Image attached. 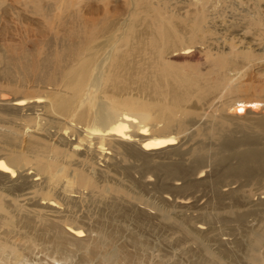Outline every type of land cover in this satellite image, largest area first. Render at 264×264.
<instances>
[{"label": "bare ground", "instance_id": "bare-ground-1", "mask_svg": "<svg viewBox=\"0 0 264 264\" xmlns=\"http://www.w3.org/2000/svg\"><path fill=\"white\" fill-rule=\"evenodd\" d=\"M141 1L144 13L156 5L166 14L173 12V7L168 11L164 0H127L131 5L127 11L113 9L114 14L125 15L126 19L116 18L95 31L78 35V41L64 37L56 52L43 51L42 58L33 64L32 79L45 85V94L32 101L17 93L12 107L14 114L35 106L42 107L45 114H21L16 116L21 121L15 124L16 121L1 118V114H11L8 106L0 107V229L4 228L0 231V264H28L31 260L27 257L33 253L30 250H37L36 247L54 262H68L81 251L80 263L76 264H96L95 260L99 264H146L140 252L177 232L182 234L177 242L201 245L206 253L198 252V257L196 249L191 247L193 252L189 247L188 251L197 257L190 258V264H228V260L240 262L243 258L248 264H264V209L243 208L250 204L243 188L251 182L264 184V111L249 120L245 126L249 132L242 135L237 132L244 131V126L229 128L227 122L233 119L225 116L211 128L203 127L201 116L207 114V105L218 96L219 81H224L223 91L237 95L240 101L250 96L244 89L246 83L238 77L240 73H232L235 79L226 74L215 84L193 73L178 74L169 67L157 78L153 69L162 65L158 60L161 36L149 26V21L141 30L134 24L138 19H131L138 13L135 5ZM194 1L201 5L212 0ZM63 3L49 2L43 8L44 16L53 20L64 16ZM253 21L264 24L263 13L259 11L251 18ZM175 28L163 35L167 54L176 51L171 50L174 39L184 33L182 27ZM103 33L107 37L99 40ZM191 47L175 52L173 58L187 60ZM154 50L155 65L152 71L145 72L142 65L151 67ZM251 53L244 52L243 64L255 60ZM20 56L15 59L16 64L21 63ZM228 58V68H239L238 59ZM0 62L14 63L2 53ZM25 87L24 84L20 89ZM8 99L7 94H1V102ZM238 99L229 106L240 113L243 110L238 108ZM195 126L197 130L191 132ZM196 136L200 140L184 149V144ZM211 138L218 141L215 147L207 144ZM22 169H33L32 175H23ZM237 183L238 187H232ZM223 187H229L227 192H223ZM201 188L215 194L214 206L211 200L203 206L198 204ZM6 197L17 204L31 203L13 210ZM228 198L230 202L226 201ZM251 214L258 221L250 224L247 218ZM216 220L224 226L238 221L247 227L243 237L249 245L244 256L223 247L229 242H217L218 249L209 244L219 241V234L213 232ZM200 225L207 230H201ZM245 238L236 239L238 247ZM27 249L30 255H26ZM144 254L145 258L149 256ZM156 259L152 264H164Z\"/></svg>", "mask_w": 264, "mask_h": 264}, {"label": "rangeland", "instance_id": "rangeland-1", "mask_svg": "<svg viewBox=\"0 0 264 264\" xmlns=\"http://www.w3.org/2000/svg\"><path fill=\"white\" fill-rule=\"evenodd\" d=\"M168 1L169 0H164L163 3L164 2L167 3L169 12L173 10L172 14H174V16H172V14L170 13L166 14V11L160 10V7L158 5L154 6L152 10L149 11L148 13H144L145 5L142 1H141L142 4L137 3V5H135V8L138 10V13L135 15H132L131 19L133 18H134L133 20L138 19L134 23V24H137L136 28L139 25L141 27L139 29L142 30L144 27H146L147 21H149L151 23L149 26L161 36L160 43H159L161 47L159 49L158 60L162 61V65L160 64L155 65V62H156L155 56L157 55V53L155 54V50H154V53H153L154 63L151 65V67H148L147 65H142L143 70L145 72H150L152 71V67L155 65L153 69V74L157 75V78H158L160 73L164 74L162 70L166 67H169L170 70L171 69L175 70L178 74L193 73L195 74V76L201 77L203 81L211 80V82L215 84L217 83L218 80L223 79L224 75L226 74H227L226 76H230V74L232 75V73L233 75L234 73H240L238 77L241 78L243 83H246L244 89L246 91L248 90V92L250 93V96L245 97L244 101L243 99L242 101H240L241 98L238 97L237 95L235 94L228 95L226 89H224L223 91L224 81H219L220 87H219L218 92L216 93L218 96L213 98L209 102V104L207 105L208 110H205V113L207 112V114H203L201 116L203 118L200 121V123L202 124L203 127L210 126L209 128H211L215 122L219 121V119L221 120V118L225 116L229 118L230 120L233 119L232 121L227 122V126L229 128L243 129V126H244L245 132L243 130L238 131L237 132L238 135L248 133L249 130L245 126H247V123L249 122V120H252V119H255L261 116L263 113L262 111H264V24L260 25L259 23H257V21L250 22L251 18L257 15L259 11L262 12L264 15V0H212L214 2L204 1L201 5L196 3V1L194 0H171L169 2ZM49 2H61V3L64 2L63 6L65 8V13H64V16L58 17L60 20L58 18L53 20L51 16L50 17L44 16L43 13H45V11L43 10V8L47 7L49 5ZM193 3L194 4L196 3V6ZM130 6L131 5L127 4V0H105V1L104 0H60V1L58 0H0V28L3 30L2 31L0 29V54L2 53L7 59H13L14 61L12 65L8 63V65L10 66L6 65L3 62H0V96L1 94H7V96L9 97V99L6 102L0 101V107L1 106L4 107V105L8 106L6 107L8 108V113H11V114H1V118L5 120L11 119L14 122L16 121L15 124L16 123L18 124L21 120L17 118L21 117L19 116L21 114L22 115H27L31 113L45 114L43 108L37 107V106H35L36 108L34 107L35 109L31 107H27L19 114H14V108L12 107V103L14 102L13 99L17 97L18 94L27 96V97L29 96L28 99L32 101L38 95L45 94V91H46V88H44L45 85L42 83H38L32 79L33 64H37L38 59L42 58L43 51L45 52L48 50H53V52H56V49L57 50L59 49V42L63 41L64 37L67 39V41L69 40L78 41L79 40L77 38L78 35H83L85 32L88 33V32L95 31L97 28L106 25L107 22L109 23L111 20H114L116 18L126 19L125 15H122L121 17L120 13L114 14L113 12L115 10L116 11L121 10V12L125 10L127 11V9H129ZM172 7L173 9H171ZM40 9L42 13L40 12ZM177 13H178V17H176ZM19 15L21 16V18ZM166 17L167 19H165ZM69 20L72 23H70ZM143 21H146V22L142 24ZM62 23H64L65 25H63ZM60 25L62 28L60 27ZM182 25H185V26H182ZM68 26L69 27L74 26V27L69 28ZM175 26L176 28L182 27V31L184 33H181L179 36H176V38L174 39L175 45L173 46L171 50L175 49L176 50L175 52H177L186 46H192L189 51H192L191 55L193 57L190 55V57H188L187 60L174 59L173 55L175 52L173 54H167L165 51V47H166L165 41L166 40L163 37L164 32L165 31L172 32ZM68 28L71 29L72 31L74 29L73 33L71 30H66ZM72 36L76 38H73ZM106 37H107L106 33H103L101 34L99 40H103ZM115 37L118 38L119 35H116ZM144 41H148V40L144 39ZM15 46L17 47L15 48ZM218 50H220L221 53L218 52ZM2 51H4V53ZM209 52L210 53L212 52L215 54L210 56L212 53L210 54ZM244 52H248V53L252 52L251 54L254 53L255 54L254 58L256 57L255 60L252 63L243 64L245 63L242 59ZM18 56H20V58L22 56L23 57L21 59V63L16 64L18 63V60H15V59H18L19 58ZM228 56L230 57V59H234V58L238 59V61L240 62L238 67L241 69L237 67L235 69L228 68L226 66L229 61ZM23 60L24 61L26 60V61L24 62ZM17 72H19V74ZM26 74H28L29 76L27 77ZM233 75H232V78H233ZM21 79H23L24 81ZM19 82H21L20 85H19ZM22 82L26 85L25 87L26 89H23V88L20 89L24 85V84L22 85ZM15 86H18V87H15ZM22 92L25 94H23ZM235 98L240 99V100L238 99L239 100L238 102L240 103H237V105L239 106L238 108L243 110L240 113L233 112L230 109L229 105L232 106V104L236 102ZM247 99H249V101H247ZM194 101H195V97H194L193 102ZM241 106H244V107H241ZM255 107L258 110H255L256 109ZM31 110H33V112ZM17 120L19 122H17ZM196 130H197V126L193 127L191 132H194ZM194 138L188 140L186 144H184L183 148L185 149L187 148V146L194 145L196 142H198V140H200V137L196 136ZM262 143L264 144V140H262ZM207 144L209 146L211 145L215 147L218 144V141L216 139L211 138V139H208ZM2 154L5 155V157L9 159V156L7 155L6 152L5 154L3 152ZM102 165L104 164L102 163ZM21 172L23 175H32V173L30 172H33V169H31V171L30 169L29 170L22 169ZM232 187L234 188L238 187V183L234 184ZM228 188L229 187H223V192H227L226 190ZM246 191L248 192V194ZM198 193L200 194V195L198 194L199 197L201 196L198 201V204L203 206V204L206 205V202L208 200H211L212 202L211 206H214L213 205L214 202L212 200L215 199V194L213 192L206 191L205 193L203 189L201 188L200 192ZM243 193L245 194V196L248 197V200L250 201V204L244 205L243 208H246V206L247 207L250 206L253 208L258 206L264 209V184H259V183L257 184L256 182H251L250 184L248 183L243 188ZM201 194H206V196L203 197V195ZM10 198L11 197H6L5 199H7L6 201L8 202L10 200V202L12 203L11 208L13 210L15 209L16 206L20 204L21 205L26 204L28 206V204L30 205L31 203V202L24 203L23 201H19L17 204V202L14 199L12 200V198L11 199ZM36 200H38V198ZM226 201L230 202L231 199L228 198ZM25 206L23 208L27 210L28 207H25ZM16 209L18 208L16 207ZM19 212L21 214L25 213L24 211L23 212L19 211ZM258 212L263 214L260 211ZM258 212L256 213V215L259 214ZM15 213H18V211L16 210ZM189 213L190 212H187L188 215ZM261 214L258 216H262ZM256 215L251 214L250 215L251 218H249L248 216L247 219L250 224L251 222L253 223L255 219L256 220L254 222L258 221L257 220L258 218H254ZM216 222H215V230L213 232L219 234L218 235L219 241L218 240L210 241L209 244L213 248L218 249L220 245H218L217 242H219L220 244V242L224 241L223 245L224 243L229 242L227 243V245L225 244L223 247L229 250H233V251L236 250L237 253L244 256L243 253H246L247 246L249 245V241H247V239L243 237L247 233V230H246L247 227L242 226L241 223H239L238 221L237 223L235 221H231L229 223H232V224L228 223L229 224L228 226L222 225L221 222H218V220H216ZM216 225L218 226L217 227L219 230V231L217 230L218 232L216 231L217 229ZM230 225L233 227L234 229L233 231L232 229H229V228H232L230 227ZM235 225H237L238 228ZM222 226L226 228H223ZM201 227H202L200 228L201 230L203 231L207 230L206 226H201ZM221 227L224 229V231L221 230L222 229ZM2 229L4 230V228ZM2 229H0V231H2ZM226 229L227 230L229 229V230L227 231ZM221 233L225 234V235L222 234L223 238L221 237ZM233 233L235 234L234 235L235 238L234 236L230 237ZM176 234L177 235L174 234L173 237H170L167 240H160L159 244L157 245L154 244L155 246L151 244L149 246L150 249L147 248L148 249L147 251L146 249L144 251H141L140 253L143 252V254H139V255L140 256L143 255L142 259L143 260L145 259V262H147L146 264H152L155 258H157L156 261H158V258H159V261L161 260L162 263L164 262V264H167V263L168 264H190V258L196 259L197 258L196 256L199 257L200 254L203 255V253H205V251L201 250L202 248L200 247L201 245L198 246V244H193L191 242L186 243L185 241H178L180 242L178 243L177 240L182 238L181 237L182 234L180 232L179 233L177 232ZM210 234L212 233L210 232ZM84 238L86 237L84 236ZM220 238L222 239L220 240ZM238 238L239 239L245 238V241L241 245H239V247H238L237 242H235L237 241L236 239ZM154 247L159 250L157 251ZM189 247L190 248L194 247V249H196V252H197L196 256H195V253H193L195 252L193 248H191L193 252L188 251L190 249ZM151 248H154V249H151ZM36 249L37 250H35L34 248L33 251L32 249L30 250L34 254L33 253L31 254V252L28 251V249L25 250V252L27 251L26 252L27 254L26 253L25 254L26 255L31 254V257L33 258L31 259L30 256L27 257L29 261L31 260L30 262L27 261L28 264L33 262L32 260H34L35 262V263L33 262V264H36V263L41 264L42 262L44 264H49L50 262H52L53 264H61L63 262V261H60L61 263L54 262L51 258L48 259L49 257L45 256L46 254L44 255V251H42L40 247H36ZM38 249L41 251L38 252ZM130 249L134 250V247H130ZM198 252H200V254ZM45 253H46V250H45ZM80 253L78 252L76 256H73L72 259H70L68 262H63L62 264H69V263L76 264V262L80 263V259H79ZM144 253H147V254L149 253V256H147L148 258L147 257L145 258L146 255ZM195 259H192V260H195ZM48 260H50V262ZM231 262L232 263L234 262L233 264H243V263L248 264L246 259L244 258L242 259V261H240L241 263L239 262V259H237L236 261L231 260ZM95 263L97 264L98 262L95 260ZM230 263L228 260V264ZM85 264H88V263H85Z\"/></svg>", "mask_w": 264, "mask_h": 264}]
</instances>
